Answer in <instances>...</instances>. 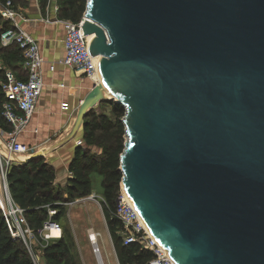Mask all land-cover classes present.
Returning a JSON list of instances; mask_svg holds the SVG:
<instances>
[{
	"label": "water",
	"instance_id": "1",
	"mask_svg": "<svg viewBox=\"0 0 264 264\" xmlns=\"http://www.w3.org/2000/svg\"><path fill=\"white\" fill-rule=\"evenodd\" d=\"M85 1L109 97L64 141L121 105L120 185L174 264H264V0Z\"/></svg>",
	"mask_w": 264,
	"mask_h": 264
},
{
	"label": "trees",
	"instance_id": "2",
	"mask_svg": "<svg viewBox=\"0 0 264 264\" xmlns=\"http://www.w3.org/2000/svg\"><path fill=\"white\" fill-rule=\"evenodd\" d=\"M8 0H0L5 3ZM14 8H25L27 0H9ZM40 8H45L46 0H38ZM58 17L77 23L81 20L86 7L85 0H58ZM11 27L0 17V33ZM0 128L10 131L11 127L3 120L1 106L4 95L1 85L5 82V70L11 71L17 79L24 80L22 57L16 45L3 48L0 45ZM97 108L91 109L83 118L77 131L82 132V146L76 147L68 163V178L64 184H54L55 171L42 157H32L20 166H12L7 174L8 190L12 201L24 210L29 229L37 236L47 219L46 206L55 208V221L65 214L64 205L75 199L91 194V175L101 177L100 188L102 212L106 220L107 231L116 253L118 264H148L153 254L137 245L124 246L122 226L115 218L116 198L122 174L119 170V158L124 149V126L121 122L124 109L113 101H101ZM108 108L109 114L103 109ZM76 131V132H77ZM75 244L69 232L62 231L59 240L48 243L44 248L32 246L44 264H81L75 252ZM0 264H32L29 253L21 240H13L7 230L0 211Z\"/></svg>",
	"mask_w": 264,
	"mask_h": 264
},
{
	"label": "built area",
	"instance_id": "3",
	"mask_svg": "<svg viewBox=\"0 0 264 264\" xmlns=\"http://www.w3.org/2000/svg\"><path fill=\"white\" fill-rule=\"evenodd\" d=\"M33 2L38 5V0H33ZM45 11L47 16L41 21L46 24L60 25L64 32L62 39L64 56L58 64L71 69L79 77L91 82L92 85H96L98 80L100 81L97 69L99 58L90 55L89 45L92 37L83 33L84 14L77 23L61 19L58 17L59 5L56 0H46ZM0 17L11 25V27L0 33V45L3 48L12 45L18 47L22 57L21 68L26 74V78L20 80L11 71L5 70V82L1 85L4 95L1 115L3 120L11 127V130L8 132L0 130V192L4 200V208L0 207V211L11 238L23 242L32 264H42L41 257L33 252L32 246L36 244L44 248L48 243L61 238L62 226L59 221L54 220L58 211L51 206H46L47 219L43 222L42 228L36 236L29 229L24 210L17 206L10 197L7 174L12 166H20L34 155L44 156L43 149L23 144L18 138L29 125L42 95L45 61L41 55L38 42L19 25L21 22L26 23L28 20L22 12L14 8L11 1L0 3ZM89 37L91 38L89 39ZM54 69V65L48 66L49 72L53 73ZM59 87L63 88L64 85L60 84ZM82 103L83 100L79 102L78 106L80 107ZM60 110L70 113L75 111L71 109L67 102L60 104ZM36 133L35 130L34 134ZM75 145L81 147L82 141H76ZM86 201L95 202L100 206L99 202L102 203L103 199L95 194H90L88 197L75 199L71 203H56L55 205L71 206ZM114 216L121 223L124 246L135 244L141 249L150 251L154 258L148 264H174L165 255L163 248L155 241L154 237H151L148 233L140 216L124 196L121 185L116 198ZM100 238L101 235L98 232L93 230L87 232V240L92 248L93 255L98 264H103L98 247Z\"/></svg>",
	"mask_w": 264,
	"mask_h": 264
},
{
	"label": "crops",
	"instance_id": "4",
	"mask_svg": "<svg viewBox=\"0 0 264 264\" xmlns=\"http://www.w3.org/2000/svg\"><path fill=\"white\" fill-rule=\"evenodd\" d=\"M27 1L28 5L25 8H17L28 20L19 25L38 42L45 61L43 67L44 89L29 125L18 139L23 144L37 146L46 152L50 151L42 158L56 170L57 176L63 177L65 181L68 178V163L77 147L75 142L82 140L81 130L75 132L70 139L64 140L73 131L76 122L75 115L79 109L78 104L90 92L92 84L79 77L71 69L58 64L64 56L63 29L60 25L42 22L41 19H45L47 16L45 8H40L39 2L36 5L33 0ZM51 65L55 66L53 73L48 71V66ZM0 69L3 68L0 66ZM60 84H63L64 87H59ZM63 102H67L75 111L73 113L61 111L60 104ZM0 130L2 129L0 128ZM35 130L36 134H34ZM58 134L59 138L54 141L53 138ZM62 141H64L63 144L52 151L54 146Z\"/></svg>",
	"mask_w": 264,
	"mask_h": 264
},
{
	"label": "rangeland",
	"instance_id": "5",
	"mask_svg": "<svg viewBox=\"0 0 264 264\" xmlns=\"http://www.w3.org/2000/svg\"><path fill=\"white\" fill-rule=\"evenodd\" d=\"M0 66H3L1 62ZM97 105H95L93 108L96 109ZM103 110L109 114L108 108H104ZM76 117L77 114L75 115V121ZM57 138H59V134L56 135L53 140L56 141ZM54 171L56 176L54 184L60 183L63 185V177H58L55 169ZM100 178L101 177L97 174L91 175V194H95L99 197H101ZM99 203L100 206L92 201L65 206V214L60 220L63 231H68L70 236L73 238L75 252L81 264H98L95 256L93 255L92 248L87 240V232L90 230L98 232L101 235L98 247L100 249V256L103 264H117L116 253L112 247V243L110 241L111 239L107 231L106 220L102 212L101 202ZM37 247L42 248L39 245H37ZM37 256L41 257L39 254H37Z\"/></svg>",
	"mask_w": 264,
	"mask_h": 264
},
{
	"label": "bare ground",
	"instance_id": "6",
	"mask_svg": "<svg viewBox=\"0 0 264 264\" xmlns=\"http://www.w3.org/2000/svg\"><path fill=\"white\" fill-rule=\"evenodd\" d=\"M91 37H89V39H90ZM96 92H100L102 95H106L107 97H109V94H108V92L105 90V88H104V86H103V84L101 83V81H99L98 80V82H97V84H96V87H95V89H94V94L96 93ZM95 97L97 98V96L95 95ZM42 153H43V155H47V154H49L50 152H46V151H42ZM0 207L1 208H4V200H3V196H2V193L0 192ZM142 220V219H141ZM143 224H144V222H143ZM144 227L146 228V230L148 231V233L151 235V237H154L153 235H152V233L149 231V229L146 227V225L144 224ZM155 239V238H154ZM155 241L159 244V242L155 239ZM160 245V244H159ZM161 246V245H160ZM162 247V246H161ZM163 248V247H162ZM163 251H164V253H165V255L171 260V261H173L171 258H170V256L168 255V252H167V250H165L164 248H163Z\"/></svg>",
	"mask_w": 264,
	"mask_h": 264
}]
</instances>
